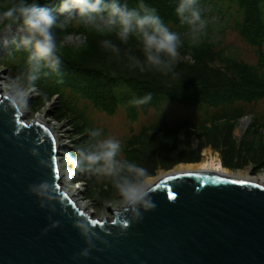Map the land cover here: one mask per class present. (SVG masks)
Wrapping results in <instances>:
<instances>
[{
    "label": "trees",
    "instance_id": "1",
    "mask_svg": "<svg viewBox=\"0 0 264 264\" xmlns=\"http://www.w3.org/2000/svg\"><path fill=\"white\" fill-rule=\"evenodd\" d=\"M16 2L18 0H0V12ZM26 2L56 8L61 0ZM120 2L126 3L129 8H138L141 0ZM179 2L143 0L147 7L156 10L164 24L176 32L182 41L177 62L167 73L148 68L142 72L138 67H130L129 55L145 61L142 45L134 36L124 44L114 32L100 33L78 18L69 21L66 29H54L58 42L57 54L61 60L59 71L42 67L34 86L27 80L28 73L21 70L28 62L27 51H17L15 48L4 57L3 64L11 68L15 77L21 78L22 86L36 88L38 95L31 102V110L39 109L54 96L58 97L54 117L68 119L74 132L82 135L70 151L72 156L75 157L78 150H91L96 143L90 136V130L95 129L86 125L75 104L82 106L83 100H87L96 110L112 115L118 108L117 95L121 93V96H126L125 87L133 101L149 93L152 95L147 104H135V112L138 109L147 114L151 109H160L165 102H177L188 109L194 121L187 120L173 128L166 127L162 122L142 126L138 133L125 139L122 147L124 158L119 161L121 164L136 163L147 170L148 177H152L155 166L161 163L160 158L167 161L162 163L164 169L180 163H196L200 161L199 153L206 145L220 151L222 165L230 169L257 162L256 156L264 154V134L261 132L264 130L263 114L254 118L251 129L244 133L240 141L233 137L238 120L264 102V0H197V4L210 5L221 16L226 15L232 20L233 31L254 50V63L226 53L219 42L208 37L193 44L182 38L190 27L182 24L176 15ZM9 24L10 21L5 20L3 28ZM69 36H79L82 41L67 44L65 41ZM105 39L111 40L120 49L119 54L101 46V41ZM130 118H136L135 114ZM160 133L165 140V153L160 157V153L152 152L139 163L140 154ZM180 133L182 137H179ZM192 136L198 141L196 150L187 144ZM262 166L264 163H256L253 173ZM72 180L85 181L88 186L86 196L97 202L119 196L114 178L103 173L77 172Z\"/></svg>",
    "mask_w": 264,
    "mask_h": 264
},
{
    "label": "water",
    "instance_id": "2",
    "mask_svg": "<svg viewBox=\"0 0 264 264\" xmlns=\"http://www.w3.org/2000/svg\"><path fill=\"white\" fill-rule=\"evenodd\" d=\"M63 146L0 93V264H264V184L167 174L150 185L153 210L99 220L63 192Z\"/></svg>",
    "mask_w": 264,
    "mask_h": 264
},
{
    "label": "clouds",
    "instance_id": "3",
    "mask_svg": "<svg viewBox=\"0 0 264 264\" xmlns=\"http://www.w3.org/2000/svg\"><path fill=\"white\" fill-rule=\"evenodd\" d=\"M175 11L180 22L190 27V38L194 42L198 41L207 22L201 19L197 0H180ZM57 13L67 18L58 20ZM73 18H78L86 26L90 25L100 33L114 32L124 44L134 36L142 45L145 61L141 62L137 57L129 55V66L138 67L142 72L148 68L167 73L180 55L179 49L182 46L180 36L171 31L156 10L147 7L143 0L138 8H129L120 0H61L55 14L53 9L47 6L18 0L0 12V22L10 21L9 28L12 24L19 25L17 29L21 36L14 44L17 51L23 49L29 53L30 71L27 80L31 85L34 86L39 79L38 73L42 67L59 71L61 60L57 54L58 42L54 29H66L69 19ZM101 46L116 54L120 52V49L108 39L102 40ZM20 79L16 77L8 84V92L19 102L26 103L27 96L20 85ZM151 99L152 95L149 93L142 99L134 100L133 103L143 105ZM90 136L96 143L87 152L78 150L75 157L68 154L70 167L67 171L71 175L82 171H94L111 176L127 212L140 217L141 209L153 210L155 204L149 194L147 170L136 163L121 164L117 160L121 149L119 141L112 138L97 139L102 136L101 130H90ZM81 255L87 257L88 250H84Z\"/></svg>",
    "mask_w": 264,
    "mask_h": 264
},
{
    "label": "rangeland",
    "instance_id": "4",
    "mask_svg": "<svg viewBox=\"0 0 264 264\" xmlns=\"http://www.w3.org/2000/svg\"><path fill=\"white\" fill-rule=\"evenodd\" d=\"M59 6L60 4L56 8H51L53 9L54 14L56 13V10L59 8ZM197 7L201 12V19L207 22L206 27L200 35L198 41L194 42L190 38L191 30L182 35V38L188 40L191 44H193L200 42L203 37H208L214 41L219 42L220 47L223 48L226 53L234 55L237 58L248 63L255 62L256 58L254 50L245 45L240 40L238 35L233 31L232 20H229L228 16H221L219 13L214 11L210 5L201 6L200 4H197ZM57 15L58 20H65L67 18L66 16H59L58 13ZM71 20L72 19H69V21ZM3 25L4 22H0V82H2V84L7 83V81L12 80L13 78H16L14 74H12L11 68L6 67L3 62L4 57L10 51H13V49L16 48L14 41L18 42L21 36V33L17 29L19 26L12 25L10 28L9 26L3 28ZM81 41L82 39L79 36H69L66 39L65 43L72 44L75 42L79 44L81 43ZM21 70L26 73H29L30 66L28 62L27 65L24 66ZM124 90L126 91L127 97L121 96V93L117 95L119 99V104L116 112L112 115H108L102 111L96 110L93 105L87 100H83L84 105L81 104L82 106H80L78 103L75 104L78 111L82 113L86 125L94 128L95 130H101L102 136L99 137V139L112 138L119 141L121 149L119 155L117 156L118 161H121L124 158L122 147L124 146L125 139L130 137L131 135H135L136 133H138L142 126L162 122L166 127L173 128L175 126L181 125L184 121H194V118L190 114L188 109L184 105L177 102H165L160 109H151L148 111L147 114L141 113L138 109L135 112L133 111V109H136L135 104L133 103V100L128 97L129 90L126 87ZM58 101V99L53 100L54 106L52 105V110H54V108L58 105ZM39 110L38 113L42 111V109L40 111ZM133 114H135L136 118L131 119L130 115L132 116ZM262 114L264 115V102H260L259 104H257L254 107L253 111L250 112V114L238 120L233 131V137L237 142L240 141L246 131L251 129L250 127L254 121V118ZM35 115L36 113L30 110L29 114L26 115V117L28 120H31L34 119ZM64 121L66 122L68 120L64 119ZM261 132L264 134V130H262ZM179 137H182L181 133L179 134ZM77 142H79V140H77ZM164 143L165 140L162 139V134L160 133L156 135V138L154 140L152 139L148 144L147 148H145L143 150V153L140 154L138 162L141 163L142 161H144L145 156L147 154L150 155L152 152L156 154L160 153L161 157V155L165 153ZM187 144L192 149L196 150L198 147L197 138L195 136H192L187 142ZM208 149L212 150L215 154H218L222 162L220 151L214 149L211 145H206L203 147V149H201L199 153L200 161H202V159L204 158L205 150ZM160 159L161 163L155 166V170L152 177L157 176L160 172H168L174 169L176 166L182 164L180 163L172 166L169 169H164L162 167V163L164 164L167 161L165 160V158ZM255 160L257 162H249L247 165L239 169H230L226 167L225 168L231 172L246 171L251 175H258L264 173V166H262L256 173H253V169L256 166V163L258 165H262L264 163V154L261 156L257 155ZM87 199L92 205L90 209L93 212V218L99 220H102L104 218H112L109 209L121 208L122 206H124L120 196H117L113 200L105 199L103 202H97L96 200L89 197Z\"/></svg>",
    "mask_w": 264,
    "mask_h": 264
},
{
    "label": "built area",
    "instance_id": "5",
    "mask_svg": "<svg viewBox=\"0 0 264 264\" xmlns=\"http://www.w3.org/2000/svg\"><path fill=\"white\" fill-rule=\"evenodd\" d=\"M12 81H7V83L3 84L4 89L0 92L6 96H9L13 99H15L19 105L20 110L24 113V116L29 114V108H28V102L36 95L35 89H29L25 90L27 100L26 103L19 102L14 96H10L8 92V84ZM51 104L47 103L45 107L42 108V111L40 113H36L34 116V119L28 120L27 117L25 118V122L29 121H35L37 120V117H40L43 115L45 118L44 124L47 125V127L51 130V132L54 135V138L56 141L60 142L61 144L65 145L58 151V156L56 157L57 163H58V172L59 176L65 178L63 182L61 183L63 192H75L73 193L75 196H78L76 198V204L80 207V204L86 202V207L88 210L91 211V204L89 203V200L84 197V193L86 191V184L84 182H76L72 183L71 180V174L67 171V169L70 167V164L67 159V154L63 149H69L73 147L74 140L78 139L79 137L74 135V129L72 128V125L69 123V121H58L54 119L53 117L49 116V111H51L52 105L54 106L53 101L50 102ZM82 200V201H81ZM80 203V204H79ZM81 208V207H80ZM120 209V208H118ZM93 214V212H92Z\"/></svg>",
    "mask_w": 264,
    "mask_h": 264
},
{
    "label": "bare ground",
    "instance_id": "6",
    "mask_svg": "<svg viewBox=\"0 0 264 264\" xmlns=\"http://www.w3.org/2000/svg\"><path fill=\"white\" fill-rule=\"evenodd\" d=\"M2 80H3V78H2ZM0 89L1 90L4 89L2 82H0ZM40 119H42V121H45V118L43 117V115H41L40 117H37L38 121ZM200 170L216 172V173H219V174H222L225 176H230V177L237 178V179L248 180V181L264 184V173L258 174V175H251L250 173H247L246 171L245 172H231L222 165V162H221L218 154H215L210 149L205 150L204 158L202 159V161H200L198 163H187V164L182 163V164L176 166L174 169H172L168 172H160L155 177H149L148 178V184H149V186L152 185L155 181H157L158 179H160L161 177H163L167 174L179 173V172H189V171H200ZM72 193L77 194L78 192L75 191ZM76 197H78V196H76ZM86 204H87L86 202L80 204L81 208L80 207L79 208L83 209V210L87 209Z\"/></svg>",
    "mask_w": 264,
    "mask_h": 264
},
{
    "label": "snow or ice",
    "instance_id": "7",
    "mask_svg": "<svg viewBox=\"0 0 264 264\" xmlns=\"http://www.w3.org/2000/svg\"><path fill=\"white\" fill-rule=\"evenodd\" d=\"M169 179H172V178H169ZM232 183H241V184H243V183H245V182H243V181H240V182L232 181ZM93 223H97V222L93 221Z\"/></svg>",
    "mask_w": 264,
    "mask_h": 264
}]
</instances>
